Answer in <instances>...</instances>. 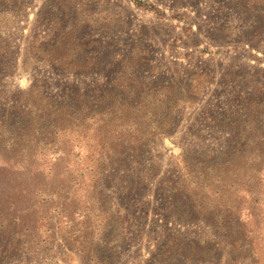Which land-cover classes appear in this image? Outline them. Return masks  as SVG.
Returning a JSON list of instances; mask_svg holds the SVG:
<instances>
[{"label": "rangeland", "instance_id": "1", "mask_svg": "<svg viewBox=\"0 0 264 264\" xmlns=\"http://www.w3.org/2000/svg\"><path fill=\"white\" fill-rule=\"evenodd\" d=\"M140 1L0 0V264H264V0Z\"/></svg>", "mask_w": 264, "mask_h": 264}, {"label": "trees", "instance_id": "2", "mask_svg": "<svg viewBox=\"0 0 264 264\" xmlns=\"http://www.w3.org/2000/svg\"><path fill=\"white\" fill-rule=\"evenodd\" d=\"M133 1V3H134V5L137 7V8H141V9H145V10H149V11H154V12H157L156 11V8L153 6V5H151V4H148V3H145V2H143V1H140V0H132ZM99 102H101V104H103L105 101L104 100H102V99H95L94 101H92V104H91V106H87V104L85 103V101H84V103H85V105H83L84 107L83 108H87L88 110H90V111H88L87 110V114H89V115H85V117L81 120V123H84L86 120H88V121H90V120H92V118L94 117L95 118V120L94 121H92L93 122V124H95V123H98L99 125H98V127H102V128H104V132H105V136L103 137L104 138V142L106 141V140H109V142H113L112 144H113V146H112V151L111 152H113V149L115 148V147H117V143H124V142H126V139H124L123 138V135L124 134H122V133H116V132H113L112 130H110V128L109 127H106V124H105V122L104 123H102V122H100L99 121V119H97V117H102L103 115H105L106 114V116H108V119H109V117L111 118V117H113V115L115 114V116H116V113H115V105H114V107H111V105H109V104H106L105 105V107H103L102 109H97V106L99 105ZM114 102V101H113ZM61 105V104H60ZM71 114H75L78 118L77 119H80V117H81V114H82V111L81 112H79L78 110H76V111H72V113ZM68 115H69V113H68ZM67 118V117H66ZM66 119H63V121H65ZM102 123V124H101ZM135 123L137 124V121L135 120ZM134 123V124H135ZM49 126H51V125H48V127ZM46 128V130H44V131H42L43 132V134H41V135H44V139H46L45 141H43V142H40V141H38L39 143H37V146L35 147L36 148V152H37V158L41 161V158L42 157H44L45 156V154H46V152H48V151H50L52 148H54L53 146L55 145L54 143H53V141H52V138H53V136L54 135H49V134H46V133H53L54 131H55V127H54V125H52V127L53 128ZM42 129H44V127H42ZM97 129H99V128H96V130ZM38 133H39V131H37ZM63 133V132H62ZM61 133V134H62ZM157 133H159V134H161V135H163V136H165V133L164 132H161V131H158ZM62 136H63V134H62ZM131 136H132V139H131V141H134L136 144H138V145H141V144H144V143H146L147 141H148V138L146 137V136H144V135H135L134 133H132L131 134ZM18 138H20V137H18ZM51 139L50 141H48V139ZM14 142L17 140V138H13L12 139ZM41 143V144H40ZM63 143H65V142H62V144ZM13 144V143H12ZM29 144V142L27 143V145ZM27 145H21L23 148H25V146H27ZM39 145H41L40 147H38ZM11 147V146H10ZM29 147H31V146H29ZM12 150V152L13 153H16L15 154V156H20L21 155V152H19V151H17V152H15L14 150H13V148H11ZM34 149V148H33ZM26 149H24V151H25ZM59 155V157L58 158H54L53 156H55V155ZM61 155L63 156H65V153H62L61 152V149H58V148H56V150L55 151H51V152H49L48 154H46V156L47 157H51V158H53L54 159V161H59V159L61 160ZM0 156H1V149H0ZM32 156L34 157L35 155H33L32 154ZM105 159H107V158H105ZM105 159H104V161H105ZM1 163L2 164H4V165H7L8 164V160H4L3 162H0V165H1ZM12 164H16V165H18V163L16 162V161H12ZM98 167V166H97ZM97 167L96 168H94V172L95 173H97L98 174V172H97ZM51 170V169H50ZM50 170L48 171V172H50ZM35 171H36V169H35ZM34 172V171H33ZM95 176V175H94ZM42 195H45V196H47L48 198H46V197H42ZM59 196V195H58ZM58 196L56 197V198H58ZM51 200L52 201V199H53V193H50L49 195H47L46 194V192H44V191H41V192H37V195H36V197H35V201H37V203L41 206V208H40V211H41V215H42V217H39L38 219H39V221L41 222V223H45L46 221H45V219H48V217H47V214H48V209H45V208H42V206H44V205H47L48 204V201L47 200ZM58 200V199H57ZM58 206H59V204H58V202L56 201L55 202V208H57L58 209ZM49 207H50V205H49ZM20 225H22V226H24V224L23 223H21ZM225 230V229H224ZM256 247H259L261 250H262V253L261 254H263L264 255V242L262 241V242H259V243H256Z\"/></svg>", "mask_w": 264, "mask_h": 264}]
</instances>
